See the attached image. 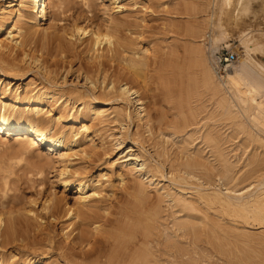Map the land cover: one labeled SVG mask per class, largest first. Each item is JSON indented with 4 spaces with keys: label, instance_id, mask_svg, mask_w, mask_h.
Wrapping results in <instances>:
<instances>
[{
    "label": "bare ground",
    "instance_id": "6f19581e",
    "mask_svg": "<svg viewBox=\"0 0 264 264\" xmlns=\"http://www.w3.org/2000/svg\"><path fill=\"white\" fill-rule=\"evenodd\" d=\"M192 1H190L192 4L189 3V9H191L192 12L189 9L188 10L191 15L194 14L192 16L196 15L197 17H200V21L198 19V21H193L195 26L193 29L190 28L192 29L190 30L191 32L189 31V28H187L192 35V39L195 42L200 43L195 44V48H192L194 50L192 53L194 54L196 52L195 54L198 56V59L194 61L197 62L198 60V64H200L199 71L201 68V85L208 90V93L210 91L212 95L217 96L214 107L219 112L217 113L218 116L224 117L225 119L227 118L231 121L233 120V122L237 119L243 118L247 121L246 123L249 124L250 127V130L247 133V138H252L255 141V144L259 141L262 142L252 128H255L259 133L264 134V63L257 61L246 53L236 65H232V68L226 70V74L223 76L222 80L220 79V81H222L220 83L218 79L220 76L217 78V74L209 59L212 50H209L207 47V50H209L207 53L209 55L206 56L201 47V45L203 46L207 41L210 43L211 48H218L225 44L228 37H230L229 29L235 30L240 34H245L250 26V24H246V21L244 20V16L248 10L247 3L242 2V0ZM104 2H107V5L103 3V5L106 6L105 8L113 10L114 12L121 13L123 8L129 9L130 7V5L128 6V3H124L125 0H104ZM90 3L91 0H9L7 3L0 5V31H3L5 34L4 37L0 38L1 76H5L6 78L4 79L6 80L8 78L22 80L25 73L32 70L35 71V74L39 73L41 70L45 73L44 80L38 84H36L37 80L33 79L34 77H30L24 89H20L19 86H16L10 97L6 95L8 87L5 88L3 86L4 88H0V134L12 133V135H17L25 133L26 135L18 140L21 145L19 147L22 148V152L27 155V157L29 156L30 158L31 156L33 159H29L24 163L25 166L22 168L24 169L22 171H24V174L25 172L26 174H32L35 177L33 178L34 181L43 182L45 167L51 165L52 168H55L52 175V184L62 189L60 195H57L55 192H48L39 200V202L36 197H28L26 200L24 199L23 208L22 206L21 208H16L17 210H15V208L14 210L8 207L6 208L7 202L5 200L9 197H7V195L11 192L12 186H10L8 176L5 174L7 171L1 168L5 173H2L3 171L0 170V246H3V248L4 246H8V248L18 250V253L20 250L29 251V249H32V251H34L29 252L32 256L41 255L42 257L36 259L32 256L28 257L27 255L26 260H22V262L19 263L10 260L8 257H4L1 254L0 264H208L206 252L198 251L194 246V239L192 238L197 235L196 227L202 226L201 230H206L205 233L203 232L204 234L209 233L208 229H211L210 232H213V236L216 235V230L218 234L222 235L224 233L225 236L220 237H222V239L225 237V240H227V236L230 233V230L228 229L229 227L230 229L235 228V231L237 228H241L242 225H245V227L249 225L264 227V176H258L254 181L255 183H250L252 186L248 184V187L246 186V188L244 187L245 189L243 188L244 190L242 188H240L241 190L239 188L238 190L234 189L232 187L233 185L229 187L228 184L231 181H234L235 176L237 177V175L234 176L231 173V169L235 165L232 166L230 163L227 164V159H224L221 151H219L220 149L218 150V153L215 151L220 157V161L218 160V157L214 156V158H217L219 161V164H216L219 167H217L218 172L215 170L216 168L213 169L217 173H214L211 169L213 168L211 167L212 165L209 164L211 168L208 167L207 160L201 158L202 155L200 154L202 152H198V154L196 151V155L191 154L194 156L183 158L184 160L181 159L182 161L180 162H178L180 160V157H178V163L175 162L177 163L176 167L173 166L174 164L169 165V170L164 174L162 162H151L150 158L147 157V152L138 145L139 143L136 139H133L131 142L132 145H129L126 150V154L120 156L116 161V163H121L120 170L116 174V177H118L123 183L124 180H128L126 179L128 178V175L133 176H130V178H133L132 180H134L132 185L127 186L131 191L132 189H136L141 196L145 194L143 192V187H145L143 186L144 183L148 182L149 186L153 185L152 188L157 191L159 199L160 197L164 198H162L163 200L160 199L162 200L160 203L166 199L171 205H169L170 208L175 209L177 214L183 213L181 217L185 218H182L181 220L179 217L176 219L177 221H175V219L173 221L172 218V222H174L171 223L174 228L171 232L173 234L172 236L179 239L183 238V240L185 237V240L188 239V241H184L185 243L182 244L184 247H182L177 244L176 241L178 239L175 238L177 240L174 241L172 237L170 241L167 239L168 242L166 244L161 243L162 245H160L158 242L156 244L157 246H149L147 237L152 234L151 229L157 214L156 207L158 208V204L156 205V203L155 206L152 207L148 205L146 206L144 205L147 201L146 200L145 203L137 209L130 208L131 210L129 209L128 211L127 207L126 211L124 207L120 208L119 212H114V210L111 211V208L109 207L110 204L107 205L108 203L103 200L104 197L102 196V191L104 187H107L105 186V182L109 185L112 181V169L114 163H111L106 168L105 172L98 175L97 178H92L88 172L89 169L86 170V166L81 163H74V157L77 155L86 156L90 160L91 158H94L96 162L100 159L99 151L96 152L93 150L95 148L94 141L97 138H94L95 131L91 129L93 125L88 123V118L93 121L98 120L101 122L102 118L111 115L112 121L118 123L122 129H125L128 126L129 121L133 119L136 120V128L148 126L149 119L144 118L146 109L143 99L138 95V90L130 85L131 82L129 80V78H131L130 76L143 75L141 73L144 72L142 71L144 67L142 69L141 67L143 64L146 66V62H144V58L142 57L143 60H140L133 56L135 53L132 52L131 45L137 40L134 41V38L132 39V36H130L132 35L130 32L132 26L130 22L127 21L128 18L127 20L124 19L122 21L116 16H112L113 14H109L111 17H107V19L109 18L108 20H102L103 22L100 21L101 24H97L93 22L92 19L85 16L81 19H72L70 22H66L65 25L57 28L49 23L51 20L58 19L56 15L58 16L60 12L64 10L61 11L64 5L66 7H77V5H79L81 9L85 10V12L90 13V9L92 8H90ZM258 5H260L259 11L261 14L257 16V18L262 17L259 20V26L264 29V0H260V4ZM14 6L16 7L15 9H13ZM65 6L64 8H66ZM127 6L128 8H126ZM126 16L129 15L126 14ZM7 23H10L8 30H6L7 28H4ZM201 24H204L206 27L203 25L202 28ZM133 32L134 31H132V33ZM247 34L248 33L245 34L246 37L244 38V42L247 44L252 41L251 45L253 46L251 47L254 48V50L258 49L259 51L261 50V52L264 51V33L248 36ZM138 35H140L139 32ZM145 51H147V49ZM77 52L79 55H84L87 58L88 64L85 66L83 65L84 70L81 72L84 73V80L89 85V88H85L86 84H83L82 86L84 87V90L78 89L77 87L75 88V85L71 88L65 89L63 88V86L66 85L65 76L60 77L61 81L59 80L58 82L55 78V76H57V70L55 67L59 64L58 61L63 62L68 56H75ZM128 53L132 56H126ZM79 55L76 56L78 57ZM16 61L19 63L22 62L23 64L21 63L19 65ZM115 62L122 63V66H124L122 70L125 71H115L118 69L112 67V64ZM70 63H72V61ZM79 68L81 69V67ZM115 74L116 76H114ZM98 77H101V80L98 79ZM4 79L1 80L0 84ZM222 86L227 87L229 95L221 94ZM95 102L98 104H94ZM112 102L119 103V107L112 108L109 112L108 109H103V107L112 104ZM134 103H136L138 107L135 108ZM19 104H23L25 107L19 108ZM130 105H133L134 107L132 111L128 109V106ZM53 108L56 110L55 115L51 113ZM70 110L71 112L74 110L71 115L68 114V111ZM189 115L191 116V114ZM215 116L217 115L215 114ZM192 118H194V116ZM66 119H68L71 125L64 128L60 123ZM151 119H153V117ZM78 122L80 125L75 127L74 124ZM158 126L160 125H157V129ZM174 127L176 128V126ZM236 127L244 129L243 131H245L246 128L242 120ZM146 129L148 130V128ZM240 131L242 132V130ZM90 134H92V136L88 138ZM133 135L137 136V134ZM213 136L208 132L203 136V142L205 141L208 145L209 143L215 144H212L211 148H215V146H217L216 144H220L217 141V137ZM161 137L163 138L162 135ZM185 139L186 138L182 137L181 142L185 141ZM252 139L250 141H252ZM85 140L87 142H85ZM189 140L191 139H188V141ZM262 140H264V138H262ZM115 142H117L115 144L117 145L116 149H120L124 143V137L120 136ZM87 143L91 144L93 147L89 146ZM102 145L103 143L101 144V147H103ZM42 147H45L46 149V153L43 155L41 152ZM161 147L158 148L161 149ZM181 149L184 150V147ZM262 150H264V148H262ZM133 151H136V154H132L131 152ZM154 151L157 152L159 150L156 148ZM164 152L166 153V151ZM215 152L214 154L217 155ZM178 154L179 153H177L176 156ZM159 155L160 154L158 153V156ZM254 157L255 156H253V159ZM89 159L88 161H90ZM161 160H163V158ZM172 161L174 163L175 160ZM248 162L250 163L249 159ZM252 164L253 163L249 165L251 166ZM257 168L258 167H256V169ZM9 170L8 173L10 172ZM246 170L250 171L249 167ZM250 172L252 173V170ZM253 172H255V169ZM256 172H258V169ZM45 174H47V172ZM104 175L106 177L105 180L102 181L101 179ZM212 175L213 177L218 175L220 177H218L219 179L225 178L226 181L223 183H229L225 184L223 188L217 186L218 183L212 184V182H210ZM149 176L150 178H148ZM240 176L242 175L240 174ZM225 179H223V181ZM251 179L249 178V180ZM144 180L146 181L144 182ZM165 180L167 182L166 184L164 183ZM215 181H213V183ZM67 189H72L74 191V197L71 201H68V196L66 197L64 194ZM135 192L136 191H134V193ZM138 193L134 196H139ZM188 193L189 195H187V197L186 194ZM143 198L144 197L142 196V199ZM142 199L139 198V205H141ZM147 199H149L148 196ZM155 200L157 201L156 198L153 201ZM200 204H203L201 210L203 207L206 208V210L204 209L205 211H201V215L200 211H198L200 209ZM208 208H213V211L208 210ZM121 209L125 211H121ZM158 210L161 212L162 209L159 207ZM207 210L212 211V213L216 211L215 215L217 214L219 217H226L230 221V226L224 227L219 221H217V218H212L213 214H210L211 216H209L212 218L211 220L210 218L206 219L205 213H203L205 214L203 218L202 212H206ZM197 211L198 213L195 214ZM208 219L209 222L207 221ZM41 221L43 223H41ZM51 221L60 224V231L65 239L63 244H61V241L60 243L57 241V245L54 244L53 237L47 228V225L52 223ZM224 222H226V220H224ZM205 227L209 228L206 229ZM222 227L224 228L222 229ZM226 228L229 230V233H227L228 235L225 234L227 230L224 229ZM218 229H222L223 231L219 232ZM232 232H234V229ZM262 233H264V231H262ZM244 234L243 236H245ZM209 235L207 237L210 238L212 235ZM234 235L236 236V234ZM237 235L239 236L240 234L237 233ZM247 235L248 234H246V236ZM188 236L189 238H186ZM253 236L254 235H252V237ZM190 237H192L191 240ZM229 238L230 237H228V239ZM258 241L259 240H257V243ZM258 244H260V242ZM216 247L219 251L221 249L228 250L226 247V249L222 248V244H216ZM52 249L59 251V253L57 252V258L55 259H50V257L47 256L49 253L48 250ZM234 250L236 251V249ZM36 251H39L40 253L38 254ZM250 251L252 250L250 249ZM9 253L12 252L10 251ZM18 253H14L13 256H16ZM227 253L230 252L227 251ZM243 254L248 255L246 252ZM243 254L241 256L246 260L247 257ZM222 255H225V258L228 256L226 252ZM257 255H255V257H257ZM260 255H262V253ZM234 256L233 259L237 257ZM253 256L254 255H252V257ZM228 258L230 257H227V259ZM237 258L235 259L236 261L234 260L233 264H248L250 261V259H247V263H243L244 261H238L240 257ZM225 260L223 264L232 263V260H230V263ZM256 261L254 262V260H252L254 263H256ZM249 264H251V262Z\"/></svg>",
    "mask_w": 264,
    "mask_h": 264
},
{
    "label": "rangeland",
    "instance_id": "374dc122",
    "mask_svg": "<svg viewBox=\"0 0 264 264\" xmlns=\"http://www.w3.org/2000/svg\"><path fill=\"white\" fill-rule=\"evenodd\" d=\"M8 1L9 0H0V5L5 4ZM132 1L133 0H131V1L125 0L124 3H128V6L130 5V7H129V9L123 8L121 10V13L106 9L105 8L106 6H104L103 3H105L107 5V2H104V0L103 1L102 0H93V1L91 0L90 8L91 7L92 8L90 9L91 10L90 13L85 12V10L81 9L79 5H77V7L75 6L76 8L71 6L72 7L71 8V7H66L65 6L66 4L64 3L65 4L64 6L66 8H64V6H63V8L61 9V11L64 9L63 10L64 12L62 11V12H60V14L58 16L56 15V17L58 19L59 18L60 19L59 20L58 19L51 20L49 23L52 26H54L55 28H57V27L65 25L66 22H70L72 19H75V18L81 19L82 17L87 16V18L92 19L93 22H95L97 24H101L100 21L103 22L102 20H104V21H105V19L108 20L109 18L107 19V17H111L110 15L113 14L112 16H116L119 20H122V21L124 19L127 20V18H128L127 21H129L131 26H132L131 30H130L132 35H130V36H132L131 37L132 39L134 38L133 39L134 41L137 40L136 42L133 41L134 43H132V45H131L132 52L135 53V55H133V56L140 59V60L142 58H144V62H146L145 63L146 66H144V64L142 65L141 69L144 67L142 69V71H144V72L141 73L143 75H139L140 78L138 75H135L133 77L130 76L131 78H129V80L131 82L130 85L133 88H135L136 90H138V92H139L138 95H140L141 99H143V102L145 104L144 106L146 109L144 118L149 119V121L146 120V121H148V124H147L148 126L142 127V128H136V120L133 119V120L129 121L128 126L125 129H122L118 125V123H115L112 121L111 115L108 117L102 118L101 122H99L98 120L93 121L92 119L88 118L87 119V120H89L88 123L93 125L91 129L93 131H95L94 132V136H95L94 138H97L94 141L95 148L93 150H95L96 152L99 151L98 153H100V159H99V161L96 162V160L93 158L94 159V162H93L92 158L90 160L86 156L84 157L81 155H77L74 157V159H75L74 163H78V164L81 163L82 165L86 166V170L89 169L88 172L92 178H97L98 175L105 172L106 168L111 163H114L113 169H112L113 170L112 171L113 177H112V181H111L112 184L110 183L111 185L109 184L110 185L109 186L107 184V182H105V186H107V187H104V189L102 191V196L104 197L103 200H104V202L108 203L107 205L110 204L109 207L111 208V211L114 210V212L115 211L119 212L120 208H124V207H125L124 208L125 210L128 207V209H127L128 211L130 208L137 209L138 207L142 206V204H144L146 200L148 202L146 201L147 204L145 203L144 205H146V206L148 205V206L152 207V206H155V203H156V205L158 204V208L160 207V209H162V210L164 209L163 211H165V210L167 211V213H166V211L163 212L162 210L160 212V210H158V208L156 207L157 214H156L155 221L153 223V227L151 229L152 234H151V236L149 235L147 237L149 239V240L147 239L148 244H149V246L152 247V246H157L156 244L158 242L160 245H162V244H166L168 242V240L170 241V239L173 237L172 236L173 234L171 232L174 230V228L172 227L173 225H171V223H174V222H172V218H173V221H174V219H175V221H177L176 219H178L179 217L182 220L183 217H181V216L183 215V213L177 214V212H175V209L170 208L171 205L168 201H166V199L163 202H161L162 203L161 204L160 201H162L164 198L162 197L163 198L162 199L160 197V199H162V200H160L159 196L157 195V191H155L152 188L153 185L149 186L148 182L143 184V186H145L146 189H145V187H143L144 188L143 192L145 194L143 193L144 195H142V196L144 198L142 199V196L139 195V193L136 189H132V191H131V189L127 186V185L131 186L133 181H134V180H132L133 178H130L131 175H128L127 176L128 178H126L128 180L127 181L124 180L123 183L119 180L118 177H116V174L118 173V171L120 170V167H121L120 166L121 163H119V162L116 163V161L118 160V158L120 156H123L126 154V150L128 149V146L132 145V143H131L132 140L133 139L137 140V142L139 143L138 145L141 146L143 148V150H145L147 152V157L150 158L151 162H157V161L160 163L162 162L164 174H166L167 171L169 170V168H168L169 165L174 164L173 166L176 167L177 163L182 161L181 159L196 155L195 154L196 151H197L196 153L202 152L200 154V155H202L201 158H203L204 160H207L208 165L209 164L212 165L211 167H213V168H211L210 165L208 167H210L212 170L216 168L215 170L217 171L218 165H216V164H219V161H220V157L218 156L217 153H218V150L220 149L219 151H221L224 159H227L226 160L227 164L230 163V164H232V166L235 165V166H233V168L231 167L232 169L231 168L230 169L232 170L231 173L234 176L237 175L238 178L236 176L234 178L235 179L237 178L238 180L234 179V181H231L230 183L229 182L223 183L226 181L225 178L219 179L220 177L218 175H215L216 178H215V176L213 177V175H212L210 178L212 181L210 180V182H212V184L218 183L219 185L217 184V186H220L221 188H223L225 184L229 183L228 184L229 187H231L233 185L232 187L234 189L238 190V188L243 189L244 187L246 188V186L248 187V184H250V183L254 184L255 183L254 181L258 178V176L259 177L264 176V166H262V165H264V162H262V161H264V150H262V148H264V140H262V138H264V134L259 133L255 128H252L254 133H256L258 135V137L260 138V140L262 142L259 141L255 144L254 143L255 141L252 138H251L252 141H250L251 140L250 137L247 138L248 137L247 133L250 130L249 124L246 123L247 121L244 120L243 118H240V119H237L233 122V120L231 121L227 118L225 119L224 117L218 116L217 113H219V112L214 107L215 101L217 100V96L212 95V93L210 91L208 93V90L203 85H201L202 84L201 83V74H200L201 68L199 71L200 64H198L199 63L198 60H197V62H195L196 59H198L197 58L198 56L195 54L196 52L194 54L192 53L194 51L192 48H195L194 47L195 44L196 43L200 44V43L195 42L191 37L192 36L191 33H189V31L192 30L195 26V23L193 24V21L195 22V20L200 19V17H197L196 15L192 16L194 14L191 15V13H190L191 9H189L190 8L189 3L192 4L190 2L192 0H190V1L189 0H134L135 2L134 1L132 2ZM187 1H188V3H187ZM192 2H195V0ZM242 2L247 3L248 10H247L246 15L244 16V20L246 21V24H250V26H249L248 30L245 32V34L248 33L247 34V36H248V35H257V34L264 33V29H262V27L259 26V22H260L259 20L262 17L257 18V16H259L261 14L259 11L260 5H258V4H260V0H242ZM128 6L126 8H128ZM15 8L16 7L14 6L13 9H15ZM75 9H77V10H75ZM79 14H81V15H79ZM126 14L129 15L130 17L126 16ZM195 17H196V19H195ZM130 19H133V20H130ZM201 20H202V18H201ZM187 21L189 23L190 22H192V23L189 24ZM202 23H204V22H202ZM203 25L204 24H201L202 28H203ZM43 26H46V25H43ZM47 26H48V24H47ZM9 27H10V23L5 24V26H4V28H7L6 30H8ZM187 27L189 28V31H188ZM204 27H206V26L204 25ZM190 28H192V29H190ZM132 31H134L133 33H135V34H133ZM136 31H137V33H136ZM229 31H230V37H228V39L226 40V43L221 45L220 47H218V48L212 47L211 48L210 43L208 41L205 42L203 46L201 45L202 49L204 50L203 53L206 56L209 55L207 52L209 50H212V53L209 56L211 63L213 60L212 55H215L217 52H223V53L224 52H231L234 54V61L232 63H230V65L228 67H226V70L232 68L231 67L232 65H236V63H238V61L241 58H243L246 55V53L249 56L256 59L257 61L264 63V51L261 52V50L259 51L258 49L254 50V48L251 47V46H253V45H251L252 41H250V43L248 42L246 44L244 42V38L246 37L245 34H240L239 32H236L235 30H231V29H229ZM138 32L141 36L138 35ZM4 36H5V34L3 33V31H0V38H2ZM224 45H227V46H224ZM207 47L209 48V50H207ZM146 49H147V51H145ZM142 50H144L145 52ZM76 55H79L78 52H77V54H75V56L74 55L68 56V58L66 60H64L63 62L58 61L59 64L57 65V67H55V69L57 70V72H56L57 76H55V78L59 82V80L61 81L60 77L65 76L66 85L63 86V88H65V89L71 88L75 85V88L77 87L78 89L84 90L83 89L84 87L82 85L86 84L87 86L85 85V88H89V85L85 82L84 73L81 71L84 70L83 67L88 64V61L84 55H82V56L79 55L78 57ZM130 55L131 54H129V53L126 54V56H130ZM71 61H72V63H70ZM17 63L20 65L22 62H20V63L17 62ZM122 65L123 64L120 62H117V63L115 62L112 64V67L118 68L115 71H118V70L121 71L122 68L124 67ZM79 67H81V69ZM57 68H59L60 70ZM122 71H125V70H122ZM34 72L35 71L32 70V71L25 73L24 78L22 80L21 79H19V80L18 79H10V78H8L6 80V79H4L6 77L1 76V72H0V82L2 79H4V81H2V83L0 84V88H2L3 86L5 88L8 87L6 95L10 97L13 89L16 86H19L20 89H24L26 87L30 77H34L33 79L37 80L36 84H38L42 80H44V77H45L44 74L45 73L42 70L37 74H35ZM225 74H226L225 70L221 71L220 73L217 74V78L219 76L220 77L222 76L221 78L220 77L218 78L220 83L222 82V81H220V79L222 80V78H223V76H225ZM114 76H116V74ZM98 79L101 80V77H98ZM143 80H145L146 82ZM227 90L228 89L226 86H222L221 94L222 95H224V94L229 95V90L228 91ZM98 100H100V99H98ZM183 100H184V102H183ZM187 101L189 104L187 103ZM94 104H98V103L95 102ZM187 104H188V106H187ZM134 105H135L134 106L135 108L138 107L136 105V103H134ZM130 106H128V109L130 111H132L134 107H133V105H130ZM18 107L24 108L25 106L23 104H19ZM116 107H119V103L112 102V104L103 107V109H108V112H109L112 108H116ZM74 110H75V108H74ZM74 110H73V112H74ZM146 111H147V113H146ZM73 112H71V110H70V111H68V114L71 115V113H73ZM51 113L55 115L56 110L53 108L51 110ZM189 114H191V116ZM215 114L217 116H215ZM193 116L195 119L192 118ZM152 117H153V119H151ZM156 119H157V121H156ZM170 119H171V122H170ZM185 120H186V123H185ZM241 120L245 124V127H246L245 131H243L244 129H240V128L236 127L237 124ZM192 121H194V122H192ZM171 123H173V124H171ZM165 124L167 125V127ZM185 124L187 125V128H186ZM60 125L64 126V128H67L68 126L71 125V123L68 121V119H66V120L61 121ZM79 125H80L79 122L74 124L75 127H78ZM157 125H160V126H158V129L160 131L157 129ZM246 125H248V126H246ZM174 126H176V128ZM234 126H235V128H234ZM146 128H148V130ZM236 128H238V129H236ZM166 129H168V130H166ZM170 129H171V131H170ZM240 130H242V132ZM206 132H208L209 134H212V136L214 135L213 137H217V141L220 144H216L217 146H215V148L214 147L211 148V145L214 143H211V144L209 143V145H208L207 143H205V141L203 142V136ZM216 133H217V135L215 136ZM133 134H137V136L133 135ZM24 135H26V134L25 133L17 134V135H12V133H1L0 134V170L1 171H3V170L7 171L6 173H5V171H3L2 173H5L8 176V180L10 181V186L13 187V188L11 187V192H9V194L7 195V197L8 196L9 197L6 198V200H5L7 202L6 208L8 207V208H11L13 210H14V208H15V210H17L16 208H21V206L23 208L24 201L28 197H32V196L36 197L37 201L39 202V200L43 196H45L48 192H55L57 195H60L61 190H62L60 187L52 184L53 183L52 182L53 181L52 175H53V172L55 171V168H52L51 165H47V167H45L47 170L45 169L44 171H45V173L47 172V174L44 173L43 182L34 181L33 178H35V177L32 174H29V173L26 174V172L24 174V171H22V170H24V169H22L25 166L24 163H26L29 159H33V157H31V156H30V158H29V156L27 157V155H25L22 152V148L19 147L21 145H20V141H18V140L23 138ZM161 135L163 136V138L161 137ZM241 135H243V136H241ZM91 136H92V134H90L88 136V138ZM120 136L124 137V143L122 144V147L120 149H116L117 145H115V144L117 142H115V141ZM182 137L186 138L185 141H183V142H181ZM165 139H166V141H165ZM188 139H191V140L188 141ZM246 139H247V142H246ZM85 142H87V141L85 140ZM158 142H160V143H158ZM170 142H172V143H170ZM102 143H103V145H102L103 147H101ZM204 143L207 145H205ZM238 143H239V145H238ZM87 144H89V143H87ZM89 146H92V145L89 144ZM158 147L159 148L161 147V149H159ZM183 147H184V150L181 149ZM152 148L154 150H156V148H157V150H159L157 152L160 155L158 156V153L155 152ZM177 148H179V149H177ZM200 150H202V151H200ZM223 150H225V151H223ZM164 151H166V153ZM190 151H192V152H190ZM212 151H214V152L217 151V153L215 152L217 155H215L214 152H212ZM41 152H42V155L46 153L45 147L41 148ZM131 153L136 154V151H133ZM177 153H179L180 156H179V154L176 156ZM208 153H209V155H208ZM191 154H194V155H191ZM249 155H252V156H249ZM170 156H171V158H170ZM214 156L218 157L219 161L217 160V158H214ZM253 156H255L254 159H253ZM178 157H180V160ZM85 158H87V159H85ZM162 158H163V160H161ZM88 159L90 161H88ZM248 159L250 160V163L248 162ZM172 160H175L174 163ZM177 160H179V161L177 162ZM260 160H262V161H260ZM209 161H212V162H209ZM175 162H177V163H175ZM248 163L249 164L253 163L254 165L252 164L253 166L252 165L250 166ZM214 166H216V167H214ZM255 166L258 167L257 168L258 172H256L257 169ZM248 167H249L250 171L252 170V173L250 171L246 170V169H248ZM254 169H255V172H253ZM8 170L10 171L9 172L10 175L8 173ZM212 170H211V172H212ZM259 170L261 173L259 172ZM216 171H214V173ZM240 171H242L243 174ZM240 174L242 176H240ZM252 174H254V175H252ZM243 175H244V177H243ZM256 175H257V177H256ZM252 176H254L255 178ZM105 177L106 176L104 175L101 180L104 181ZM131 177H133V176H131ZM148 178H150V176ZM249 178L250 179L252 178V179L249 180ZM136 179H137V177H136ZM223 179H225V180L223 181ZM239 179H240V181H239ZM129 180L131 183L129 182ZM145 181L146 180H144V182ZM213 181H215V182L213 183ZM249 181H251V182H249ZM11 182H13V183H11ZM154 183H155V181H154ZM164 183L165 184L167 183L166 180ZM222 184H223V186H222ZM241 184L243 185V187ZM251 184H250V186H252ZM238 186H240V187H238ZM133 190L136 192L134 193ZM131 193H132V195H131ZM137 193L139 196L135 197L134 195H136ZM64 194L66 195V197L68 196L67 197L68 201H71L72 198L74 197V191L72 189H67ZM148 194L151 196V198ZM146 195L149 197V199H147ZM187 195H189V193L186 194V196ZM137 197L142 199L141 205H139L140 201H138L139 198H137ZM154 197L157 199L158 202L156 200L153 201L155 199ZM152 201L154 202V204ZM134 202L137 204H135ZM167 203H169V204H167ZM113 204L115 207L113 206ZM166 204H167V206H166ZM161 205H162V207H161ZM202 205L203 204H200V206H199L200 209L198 210V211H200V215H201L202 210H204V209L206 210L205 207H203V209L201 210ZM36 206H37V204H36ZM125 210L121 209V211H125ZM208 210L213 211V208H210V209L208 208ZM208 210L206 212H202V214L203 213L206 214V216H205L206 219L210 218L209 216H211L213 214L212 218L213 219L217 218V221H219L224 227L230 226V221L226 217H223V218L219 217V216H217V214L215 215L216 211L212 213V211H208ZM198 211L195 214H197ZM159 213H160V215H159ZM207 213H208V217H207ZM205 214L202 215L203 218H204ZM171 215H172V217H171ZM166 216H168V217H166ZM197 216H199V215H197ZM202 216H199V217H202ZM212 218H210V220ZM183 219H185V218H183ZM221 220H222V222H221ZM224 220H226V222H224ZM42 221H41V223H43ZM207 221L209 222V219ZM51 222L52 223L47 225L48 226L47 228H48V231L50 232L51 236L53 237L54 244L57 245V241L59 243L61 241V244H63V241L65 239H64L62 232L60 231V224H58V222H54V221H51ZM224 227H222V229ZM239 227H241V226H239ZM196 228H197V235H196V237H193V238L190 237V240H191V238L194 239V244H195L194 246H195L196 250L204 251V253L206 252V256H207L206 258H207L208 264H223L225 259L227 261H229V263H230V260H232L231 261L232 263H230V264H233L234 260L237 257L238 258L240 257V259H238V258L237 259H238V261L241 260V262L244 261L243 263H247L246 260L250 259V261L249 260L248 261H249V263L251 262V264L254 263L256 260L257 261L254 264H257V262L259 264V261H260V264L261 263L264 264V261H262V260H264V252H262V251H264V249H261V248H264V244H262V243H264V233H262V231H264V227H261L258 225H256V226L255 225H253V226L249 225V226L245 227V225H242L241 228H237L238 231L237 230L235 231V228H233L234 232H232L233 229H230V227H229L228 229L230 230V233H229V230H227V228H226L224 230H227V232H225L226 235H228L227 233H229V235L227 236L228 241L225 240L226 239L225 237H223L224 239H222V237H220V236H225L224 233L222 235L218 234L217 230L215 233L217 236L215 234H214L215 236H213L212 235L213 232L212 233L210 232L211 229H208L210 235H209V233H207V234L209 236L212 235L209 238V237H207L208 236L207 234H204L206 232V230L205 229H204L205 231L201 230L202 226H197ZM207 228H209V227H207ZM242 228H244L245 230ZM222 229H220V230L218 229V231L222 232L223 231ZM239 229L241 230V232ZM246 229H248V230H246ZM237 233L240 235L238 236ZM234 234H236V236ZM243 234L245 236H243ZM246 234H248V235L246 236ZM177 235H178V232H177ZM252 235H254L257 238H255L254 236L252 237ZM165 236H167L168 238ZM205 236L207 237V239ZM248 236H249V238H248ZM228 237H230V238L232 237L231 240H230V238L228 239ZM236 237H237V239H236ZM241 237H243V238H241ZM175 238H177V237H173L174 241H176L178 239L176 242L178 245H180L182 247H184V245H182V244H184L185 242L188 241V239H186L187 241L185 240V237H184V240H183V238H181V239H179V238L175 239ZM186 238H189V236ZM257 240H259L258 243L260 242V244L257 243ZM179 241H181V242H179ZM223 241H224V243L226 241L227 244L226 243L224 244ZM238 241H239V243H238ZM67 242H68V240H67ZM216 244H222V248L226 247L228 250H222L221 249L219 251L216 247ZM225 245H227V246H225ZM223 246H225V247H223ZM5 247L6 246H4V248H3V246L2 247L0 246V255L2 254L4 257H8L10 260H14V261H17L19 263H21L22 260H26L27 255H28V257H31L32 254H30L29 252L34 251V250L32 251V249H29V251L20 250L18 253V250H13L11 248H8V246L6 248ZM186 247H187V245H186ZM244 248L246 251L244 250ZM252 248H254V249H252ZM234 249H236V251ZM250 249L252 251H250ZM10 251L12 253H9ZM15 251H17V252H15ZM48 251H49V253L47 256L50 257V259L51 258L52 259L57 258V256H58L57 254L59 253V251H55V249L48 250ZM227 251L230 253H227ZM253 251H255V252H253ZM36 252H38V254L40 253L39 251H36ZM225 252L228 255V256H226V258H225V255H222ZM242 252L243 253L246 252V253H248V255L245 254L246 255L245 256ZM14 253H18V254L16 256H13ZM249 253H250L251 257H252V255H254V256L251 258L249 256ZM254 253H256V254H254ZM259 253L260 254L262 253V255H260ZM242 254L245 257H247L246 260L244 259L243 256H241ZM257 254H259V255H257ZM234 255L237 256L235 259H233ZM255 255H257V257H255ZM36 256L33 255L32 257L36 258V259L38 257H40V258L42 257L41 255H36ZM222 256H224V257H222ZM261 256H262V258H261ZM227 257H230V258L227 259ZM251 259L254 260V262H252Z\"/></svg>",
    "mask_w": 264,
    "mask_h": 264
},
{
    "label": "built area",
    "instance_id": "2783aa9c",
    "mask_svg": "<svg viewBox=\"0 0 264 264\" xmlns=\"http://www.w3.org/2000/svg\"><path fill=\"white\" fill-rule=\"evenodd\" d=\"M234 61V54L231 52H217L213 55L212 65L216 74L226 71V67Z\"/></svg>",
    "mask_w": 264,
    "mask_h": 264
}]
</instances>
